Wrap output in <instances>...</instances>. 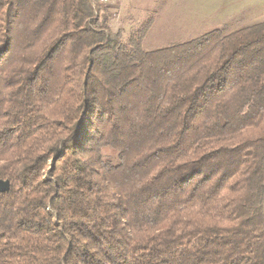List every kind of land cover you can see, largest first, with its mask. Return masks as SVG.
<instances>
[{"label":"trees","instance_id":"1","mask_svg":"<svg viewBox=\"0 0 264 264\" xmlns=\"http://www.w3.org/2000/svg\"><path fill=\"white\" fill-rule=\"evenodd\" d=\"M100 0H0V264H264V20L145 50Z\"/></svg>","mask_w":264,"mask_h":264},{"label":"rangeland","instance_id":"2","mask_svg":"<svg viewBox=\"0 0 264 264\" xmlns=\"http://www.w3.org/2000/svg\"><path fill=\"white\" fill-rule=\"evenodd\" d=\"M151 4L150 0H110L106 4L114 29L125 32V38L149 22L143 37L145 50L178 45L212 31L230 33L264 20V0H177L149 7Z\"/></svg>","mask_w":264,"mask_h":264},{"label":"crops","instance_id":"3","mask_svg":"<svg viewBox=\"0 0 264 264\" xmlns=\"http://www.w3.org/2000/svg\"><path fill=\"white\" fill-rule=\"evenodd\" d=\"M177 0H150V2L152 3L149 7L155 5V6H158L159 4H162V3H174L176 2ZM155 8V7H154ZM156 12H152L151 11V15H155ZM260 22V21H259ZM257 23V22H256Z\"/></svg>","mask_w":264,"mask_h":264},{"label":"water","instance_id":"4","mask_svg":"<svg viewBox=\"0 0 264 264\" xmlns=\"http://www.w3.org/2000/svg\"><path fill=\"white\" fill-rule=\"evenodd\" d=\"M9 189H10L9 181H5V180L0 179V193L7 192V191H9Z\"/></svg>","mask_w":264,"mask_h":264},{"label":"built area","instance_id":"5","mask_svg":"<svg viewBox=\"0 0 264 264\" xmlns=\"http://www.w3.org/2000/svg\"><path fill=\"white\" fill-rule=\"evenodd\" d=\"M109 1H110V0H100V2H101L102 4H107V3H109ZM119 1H122V0H119Z\"/></svg>","mask_w":264,"mask_h":264}]
</instances>
